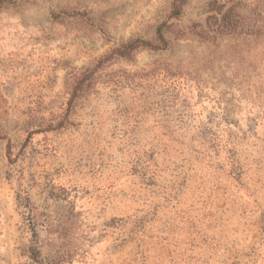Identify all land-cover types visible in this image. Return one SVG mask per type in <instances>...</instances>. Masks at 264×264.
<instances>
[{"label": "rangeland", "instance_id": "374dc122", "mask_svg": "<svg viewBox=\"0 0 264 264\" xmlns=\"http://www.w3.org/2000/svg\"><path fill=\"white\" fill-rule=\"evenodd\" d=\"M174 1L0 0V264H264L256 43L201 38L264 0Z\"/></svg>", "mask_w": 264, "mask_h": 264}, {"label": "trees", "instance_id": "16d2710c", "mask_svg": "<svg viewBox=\"0 0 264 264\" xmlns=\"http://www.w3.org/2000/svg\"><path fill=\"white\" fill-rule=\"evenodd\" d=\"M188 0H175L173 3L172 17L181 16L184 6ZM237 5L226 8L225 5L218 6L212 10L213 16L208 18L207 30L202 35L205 41L216 43L224 36L234 38L236 36L243 37V43L255 42V46L251 47L246 44L242 49L246 58H252V62L244 64V77L241 84L245 86L247 91L255 90L257 94L264 95V23L257 22L254 19L243 17L237 11ZM164 26L159 27L155 41H146L136 39L124 44L122 47L114 50L113 54L119 58L128 59L134 52L139 49H148L153 51H165L169 47L168 39L164 34ZM213 34V36H210ZM226 122L227 121L226 119ZM233 123V121H230ZM209 134L214 135L210 130ZM213 137V139H214ZM231 151V150H230Z\"/></svg>", "mask_w": 264, "mask_h": 264}]
</instances>
